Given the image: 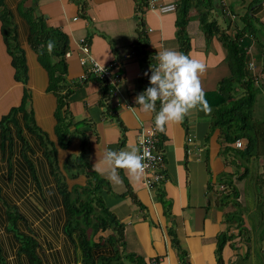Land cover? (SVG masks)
<instances>
[{
	"label": "crops",
	"instance_id": "1",
	"mask_svg": "<svg viewBox=\"0 0 264 264\" xmlns=\"http://www.w3.org/2000/svg\"><path fill=\"white\" fill-rule=\"evenodd\" d=\"M20 1L6 2L11 5L12 11L18 12ZM213 1L217 7L213 16L221 28L233 34L245 27L242 17L252 0ZM137 4V0H26L24 4L26 8L35 7L36 14L44 17L48 27L59 29L68 36L71 53L67 58L66 75L70 89L69 113L75 122L87 121L91 124L87 131V160L91 168L109 184L100 196L106 207L124 225L125 250L140 257L145 264H218V237L227 234L231 238L222 251L224 264H264V148L260 155L253 153L245 158L243 153L247 139H241L244 146L238 149L234 143L224 140L220 129L210 131L216 105L221 99L219 84L230 76L231 71L226 50L218 38L213 37L209 43L206 42L196 10L191 11L187 27L191 39L188 55L206 65L200 79L211 112H194L184 122L170 124L164 132H160L157 147L164 154L166 175L161 183L148 188L146 176L140 182H135L122 170H118L122 182L120 187H114L107 178L109 169L103 163L104 153L108 150L138 148L139 135L155 124L154 113L149 115L136 110L139 107L136 97L141 94L139 80L150 72L149 63L138 54ZM176 17V12L161 14L150 9L148 0L142 22L149 37L147 50L155 60L161 49L180 52ZM251 18L257 36L245 34L239 44L245 50L247 65L249 62L254 64V69L247 68L248 74L255 77L260 76L264 69V3ZM20 20V32H25V25ZM81 39H86L90 54L100 65H113L122 75L117 84V96L110 101L113 109L111 117L107 118L104 108L100 106L104 83L100 79L93 80V77L87 80L80 78L84 71L80 65L83 55ZM23 47L30 68L28 88L32 93L31 108L36 122L58 147V164L64 171L68 186L84 185L86 177L78 173V167L71 165V175L64 170L66 161L71 159L68 162L72 164L80 154V137L74 136L67 150L59 148L55 134L57 99L47 92L48 74L38 63L36 55L27 44ZM6 57L12 82L8 87L4 77L7 64L2 62ZM7 80L10 82L9 78ZM24 88L22 83L14 80L11 58L3 44L0 25V102L6 106L18 100L0 115V119L13 107L20 106ZM258 91L253 115L254 120L260 121L264 120V79L260 78ZM17 118L24 121L22 115ZM28 139L30 142L33 140ZM14 140L17 151L20 146L23 148L16 136ZM41 152L37 151L33 157L28 150L27 156L33 158L36 170L45 176L38 174L41 176L39 185L33 179L28 187L16 179L10 183L12 204L24 213L29 220L28 225L35 230L43 249L41 257L44 264H84L80 250L70 243L59 221L52 218L57 216V207L45 203V214L39 219L35 217L41 209L35 198L37 187L46 189L55 186L48 162ZM42 159L45 160L43 168L40 165ZM7 161H3L5 168L8 167ZM17 162L24 164L20 152L14 158V167L21 165ZM225 180L231 182L238 193L239 214L232 222L227 220L226 214L235 209L218 205L220 191H227L223 185ZM21 187L24 194L16 198ZM55 196L52 194L48 198L50 203ZM27 203L34 206L32 211H28ZM46 220L48 222L44 225ZM24 230L29 232L28 229ZM0 237L4 239L2 250L6 249L9 253V264H28L24 260L23 263L19 262L18 245L13 243L14 239L12 245L5 241V237L13 238V235L6 233L2 225Z\"/></svg>",
	"mask_w": 264,
	"mask_h": 264
},
{
	"label": "trees",
	"instance_id": "2",
	"mask_svg": "<svg viewBox=\"0 0 264 264\" xmlns=\"http://www.w3.org/2000/svg\"><path fill=\"white\" fill-rule=\"evenodd\" d=\"M6 1L0 0L2 41L11 58L14 80L17 83H22L25 88L20 106L13 107L8 114L0 119V225L5 228L6 233L13 235V238L5 237V241L12 245V240H15L13 243L18 245L17 256L20 258V263H23L24 260L28 264H44L41 257L43 249L37 239V234L28 225L29 220L24 213L12 204L13 199L9 188L10 183L16 180L22 181L28 187V183L33 179L39 185L40 177L45 174L36 170L37 165L33 162V158H28L27 151L29 150L33 157L37 151H42V157L48 162L55 186L46 189L37 187L35 198L37 204L41 205V209L35 217L39 219L45 214V203L50 207H57V216L52 218L59 221L70 243L80 250L84 264H125L126 262L145 264L140 257L126 252L124 225L106 207L100 196L109 187V184L91 168L87 160V131L91 128V124L87 121L75 122L69 113L70 89L66 81L68 36L59 29L48 27L44 17L36 14L35 7L26 8L24 6L26 0L18 3V12L12 11L11 5ZM137 2L138 54L143 57L145 62L149 63L150 69H154L157 60L152 58L147 50L149 37L142 22L143 11L147 8L148 0H137ZM263 3L264 0H252L247 13L242 17L245 27L232 34L227 29L221 28L214 18L213 12L217 7L213 0H177L176 2V37L180 52L188 55L191 50V39L188 36L187 27L192 10H196L198 13L200 28L205 35L206 42L209 43L213 37H217L226 50L231 74L219 84L218 93L221 99L216 105L210 131L220 129L227 143H235L238 139H247L248 144L243 153L245 158L250 157L253 153L260 155L261 149L264 148V120H254L253 115L259 92L258 84H260V78L264 79V69L259 76V81L248 74L246 53L239 42L245 34L257 36L251 16L261 10ZM19 20L25 25L24 41L21 38ZM49 40L55 42V49L51 54L47 51ZM24 44L29 46L36 55L38 63L47 72L49 80L47 92L52 93L57 99L55 134L59 148L67 150L72 144L74 136L80 137V154L72 164H69L71 159L68 160L69 162L66 161L64 170L66 174L71 175V165L78 167V173L86 177L84 185L68 186L64 171L58 164V147L50 141L48 134L36 122L35 114L31 108L32 93L28 88L30 68ZM150 76L151 70L147 76L140 78L141 93L150 87ZM89 78L98 80L94 76ZM100 106L104 108L107 118L113 115V109L109 103L108 86L102 90ZM156 108L158 111L159 102H157ZM18 115H22L24 121H20L17 118ZM15 136L21 141L23 147L20 146L18 151V147L16 148L15 145ZM28 137L33 140L30 142ZM226 150L229 151L227 148ZM19 152L24 164L17 162L16 164L21 165L14 167V158ZM44 159L40 161L42 168L45 165ZM3 161H7V168L3 165ZM39 173L42 174L40 177ZM223 185L227 187V191H220L218 205L221 207L227 205L235 209L232 213L226 214L227 220L232 222L239 214L238 194L231 182L225 180ZM26 189L28 190V188ZM4 192L6 194H3ZM23 194L24 188L21 187L16 193V198L22 197ZM52 194L56 196L50 203L48 198ZM26 207H28V211L34 209V206H30L28 203ZM46 222L48 221L46 220L43 224L45 225ZM24 229H28L29 232H25ZM218 238L217 262L224 264L222 251L231 236L222 234ZM3 240V237H0V264H9V253L6 249L2 250ZM55 254L57 255V253Z\"/></svg>",
	"mask_w": 264,
	"mask_h": 264
},
{
	"label": "clouds",
	"instance_id": "3",
	"mask_svg": "<svg viewBox=\"0 0 264 264\" xmlns=\"http://www.w3.org/2000/svg\"><path fill=\"white\" fill-rule=\"evenodd\" d=\"M55 49V42H47L49 54ZM157 65L151 70L150 87L136 97V110L153 114L155 130L164 132L166 126L184 122L194 112H211L210 105L202 88L200 76L206 65L189 55L173 49L158 50ZM147 75V73H145ZM157 102L160 108L157 111ZM150 149L131 147L119 151L108 150L104 153L103 163L109 169L108 179L118 188L121 185L118 170L124 171L135 182L146 175L152 159Z\"/></svg>",
	"mask_w": 264,
	"mask_h": 264
},
{
	"label": "built area",
	"instance_id": "4",
	"mask_svg": "<svg viewBox=\"0 0 264 264\" xmlns=\"http://www.w3.org/2000/svg\"><path fill=\"white\" fill-rule=\"evenodd\" d=\"M149 7L161 14L174 13L177 10V4L173 3H160L157 0H149ZM80 50L82 57L80 58V65L84 69L81 75V80H87L89 77L94 76L100 79L105 86L109 87V103L117 96V84L121 81L122 75L117 72L113 65L102 66L100 65L90 54L89 44L86 39L80 40ZM70 51L67 52L66 57H70ZM249 70L254 69L253 63H248ZM256 81H259V76L254 77ZM160 134L155 130V124L148 130L143 131L138 137V148L148 147L153 157L150 160L145 161L149 167L146 170V185L148 188H153L155 185L161 183L166 179L165 175V162L164 154L157 147V137ZM235 147L238 149L243 148L244 143L241 139H238L235 143Z\"/></svg>",
	"mask_w": 264,
	"mask_h": 264
},
{
	"label": "rangeland",
	"instance_id": "5",
	"mask_svg": "<svg viewBox=\"0 0 264 264\" xmlns=\"http://www.w3.org/2000/svg\"><path fill=\"white\" fill-rule=\"evenodd\" d=\"M10 2H12V3H15L16 1L15 0H10ZM264 30V29H263ZM262 30V31H263ZM264 32V31H263ZM21 38L23 39V41L25 40V34L22 32V35H21ZM2 62L3 63H5V64H7V65H5L6 66V69H7V71H5V75L6 76H4V77H6V85H7V87L9 86V85H12V82H11V71H10V67H9V61H8V58L6 57V59L5 58H3V60H2ZM5 69V70H6ZM7 78H9L10 79V82H9V80H7ZM10 83V84H9ZM20 92V91H19ZM1 98V97H0ZM18 100H13V101H11V103H8L6 106L2 103V102H0V115L1 114H3V113H5L7 110H8V108H9V106H11L12 104H16L15 102H17ZM13 102V103H12ZM125 264H129L128 262H126Z\"/></svg>",
	"mask_w": 264,
	"mask_h": 264
},
{
	"label": "bare ground",
	"instance_id": "6",
	"mask_svg": "<svg viewBox=\"0 0 264 264\" xmlns=\"http://www.w3.org/2000/svg\"><path fill=\"white\" fill-rule=\"evenodd\" d=\"M238 194V193H237Z\"/></svg>",
	"mask_w": 264,
	"mask_h": 264
}]
</instances>
